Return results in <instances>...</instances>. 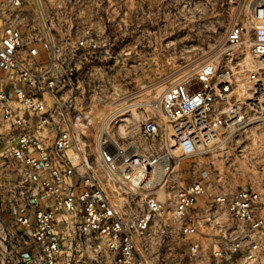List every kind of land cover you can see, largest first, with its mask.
<instances>
[{
	"label": "built area",
	"instance_id": "1",
	"mask_svg": "<svg viewBox=\"0 0 264 264\" xmlns=\"http://www.w3.org/2000/svg\"><path fill=\"white\" fill-rule=\"evenodd\" d=\"M252 18L164 92L142 144L115 164L77 122L91 120L101 81L86 75L117 57L116 42L47 31L33 46L0 6V264H264L261 189L220 190L209 168L170 184L181 161L264 133V0Z\"/></svg>",
	"mask_w": 264,
	"mask_h": 264
},
{
	"label": "rangeland",
	"instance_id": "2",
	"mask_svg": "<svg viewBox=\"0 0 264 264\" xmlns=\"http://www.w3.org/2000/svg\"><path fill=\"white\" fill-rule=\"evenodd\" d=\"M261 1L27 0L15 9L0 0V6L7 20L20 21L33 46L41 47L47 31L58 39L93 34L116 42L117 57L96 69L94 77L86 75L101 81L88 93L91 120L79 132L94 149L102 136L121 161L144 141L142 124L158 115L164 92L218 54L233 26L252 24L253 8ZM9 145L1 139L0 154ZM207 168L220 190L247 186L264 192V133L247 134L240 145L229 144L214 155L181 161L170 184L188 185Z\"/></svg>",
	"mask_w": 264,
	"mask_h": 264
},
{
	"label": "bare ground",
	"instance_id": "3",
	"mask_svg": "<svg viewBox=\"0 0 264 264\" xmlns=\"http://www.w3.org/2000/svg\"><path fill=\"white\" fill-rule=\"evenodd\" d=\"M91 117V112L90 111H86L85 112V115H84V119L83 120H86L87 118H90ZM85 125H86V122H82V119H79V121L77 122V126L78 128L80 129V132H83L84 129H85ZM105 133H107V131L105 130ZM100 142H99V148L100 149H103L105 148V145L106 144H103L101 141H102V136L100 138ZM109 156H111V158L114 160L115 164H119V161L117 160V157L116 155L112 152V154H109ZM113 156V157H112Z\"/></svg>",
	"mask_w": 264,
	"mask_h": 264
}]
</instances>
